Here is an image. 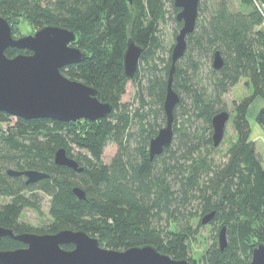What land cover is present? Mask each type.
Masks as SVG:
<instances>
[{
	"label": "trees",
	"instance_id": "1",
	"mask_svg": "<svg viewBox=\"0 0 264 264\" xmlns=\"http://www.w3.org/2000/svg\"><path fill=\"white\" fill-rule=\"evenodd\" d=\"M170 1L176 13V30L181 29L183 22L177 19L179 8L174 0ZM132 2L0 0V13L11 25L13 16L21 15L32 21L34 27L54 24L77 30L78 45L86 52V59L66 66L62 72L70 79L96 87L100 99L113 104L111 114L105 118L68 123L49 118H17L11 126L12 116L0 112V197L7 199L0 203V226L12 228L16 233L38 234L82 229L116 250L151 243L171 257L187 258L191 264H197L189 259L188 248L198 231L190 225L192 214L186 206L212 164L203 157L192 158L189 165L165 162V153L176 158V151L171 150L180 131L176 126L171 145L150 159L149 142L160 129L156 127L160 125L158 119L166 124L163 105L173 48L167 58L160 56L163 44L159 28L166 19L165 1ZM208 3L209 16L199 21L203 6ZM198 11L196 28L188 35L184 56L176 63L173 89L179 96L180 88L185 90L195 115L211 131L212 117L226 110L223 95L242 78H247L246 84L253 88L250 95L234 104L237 142L221 170L214 172L210 190L206 188L202 194L203 214L216 211L213 221L219 220L226 227L228 245L221 250L217 243L213 244L199 264H250L253 248L264 243V162L251 139L248 118L254 100L258 97L264 100V0H200ZM131 36L144 50L138 70L128 78L123 55ZM219 50L224 66L213 70V91L209 94L207 89L198 87L201 57L213 59L214 52ZM6 52L8 56L30 53L15 48ZM131 80L138 81L142 107L150 103L145 100L147 95L159 105L156 110L150 109L145 114L136 110L133 114L129 104L121 102L126 83ZM152 114L153 122L148 119ZM136 117L140 126L133 131ZM254 117L264 128V105ZM4 124L9 126L4 128ZM212 134L213 131L208 138L196 134L197 144L186 150V157L192 156V149L201 151L204 146L213 149ZM189 136L186 132L178 138L187 146ZM113 140L118 151L106 163L105 146ZM58 148L66 149L67 155L76 159L83 170L57 165L54 158ZM159 159L164 162L161 166ZM8 169L39 170L49 176L29 184L24 176L7 173ZM75 186L84 189L86 198H78L73 191ZM42 196L49 198L53 223L40 229L21 223L26 209L41 210ZM164 213L168 219L179 222L176 229H171L169 223L167 229L159 225ZM23 246L9 236L0 241L3 250Z\"/></svg>",
	"mask_w": 264,
	"mask_h": 264
},
{
	"label": "water",
	"instance_id": "2",
	"mask_svg": "<svg viewBox=\"0 0 264 264\" xmlns=\"http://www.w3.org/2000/svg\"><path fill=\"white\" fill-rule=\"evenodd\" d=\"M133 3V0H127ZM200 0H174L179 8L178 21L183 26L175 37L172 49V62L167 83V92L163 105L166 124L149 142V156L153 160L171 145L175 136V108L181 101L178 92L173 89L176 63L187 48V37L197 25ZM80 38L77 30L57 25H45L30 34L16 37L10 22L0 13V112L10 116L33 120L49 118L55 121L71 122L100 120L109 116L113 104L100 99V92L94 86L65 76L62 69L69 65L83 63L86 52L78 45ZM124 52V69L128 78L138 70L144 47L137 44L131 36ZM15 48L30 53L8 56L7 50ZM212 65L215 70L224 66L220 50L214 52ZM230 117L227 110L212 117V142L215 147L222 143ZM57 165L71 167L81 172L76 159L67 155V150L58 148L54 158ZM12 176L23 175L26 183H36L48 178L49 173L39 170L8 169ZM73 191L79 199L86 198L83 188L75 186ZM216 211L202 217L205 225L214 220ZM219 233V246L224 250L227 245V230L223 226ZM21 241L25 246L18 249H0V264H191L187 259H177L161 252L154 244H140L126 250L102 246L97 236L82 229H62L54 233L18 232L12 228L0 226V241L4 237ZM63 245H72L73 249ZM250 264H264V243L253 248Z\"/></svg>",
	"mask_w": 264,
	"mask_h": 264
},
{
	"label": "rangeland",
	"instance_id": "3",
	"mask_svg": "<svg viewBox=\"0 0 264 264\" xmlns=\"http://www.w3.org/2000/svg\"><path fill=\"white\" fill-rule=\"evenodd\" d=\"M165 1V9H166V19L161 23L159 34L161 35L163 49L159 52L160 56L168 57V51L170 48H173L175 45V37L178 34V31L180 29L176 30V23L174 20L175 12L172 8V2L170 0H164ZM209 4V3H208ZM210 6L206 5L203 6L202 12L199 16V21H202V19H206L209 16L210 10H207V8ZM236 7H238V3L235 4ZM13 25L12 30L16 37H20L21 35L30 34L31 32L40 29L39 27H34L32 21L27 19L24 16H13ZM176 33V34H175ZM198 51V50H197ZM212 58L211 57H201V68L199 70L198 74V87L201 86L208 90L209 94L213 91L212 90V82L214 80L213 76V70L214 67L212 65ZM247 78H242V80L234 85L227 93L223 95L225 107L226 110L230 113L229 121L226 126V132L224 135V138L222 140V143L211 149V146L202 147L201 151L192 149L191 153L192 156L186 157V150L191 148L192 146L197 144V139L195 138V135L198 134V136L201 137V135L205 138H208L210 135V129H208V124H205L204 121L201 118H198L195 115V110H193L192 107V100L190 99L189 95L185 92L183 88H180V97L183 99V104L180 105L177 104V107L175 109L176 115H175V123L174 126L178 128L179 134H177V138L179 135L181 136L183 133H188L189 139H187L188 145L185 146L181 143L180 138H175L174 144L171 147L172 151H176V158H170L171 153H165L166 156L165 162L167 164L172 165H178L180 164H187L189 165L191 163L192 158H199L207 159L208 161H211L212 167L211 171L207 174H203L201 184L198 188V190L194 191L192 195V199L190 200V203L186 206V209L190 214H192L190 218V225L192 226L193 230L197 229V233L194 234V236L190 239L188 253H189V259L192 261H196L197 264L201 262L202 257L205 255V252L208 248H210L213 244L217 243L219 245V233L220 229L222 227V222L219 220L209 222L207 224L202 223V217L203 214V198L202 194L207 188V190L210 188V180L214 177V172L221 170V168L224 166V163L228 160V155L230 153V150L233 148L234 144L237 142V132L234 129V116H235V108L234 104L237 101L243 100L245 96H248L252 93L253 88L251 85H247ZM125 93L122 96L121 102L128 103L130 112L134 114L136 110H139L141 114H145V112L149 111L150 109H155L159 107L157 103H152L150 100V97L145 95V100L149 101V104L144 105L142 107L141 101H139V93H138V81L131 80L126 83L125 87ZM248 117L255 116V113L257 110H259V103L258 100L254 101L252 105L250 106ZM165 113V112H164ZM11 126L16 123L17 117L12 116L11 117ZM150 121L153 122L154 114L150 115L148 118ZM160 123L159 126H156L157 129L163 127L165 123ZM132 126V130L134 131L136 128L140 126L139 123V117H136L134 119ZM251 123V120H250ZM252 129L254 137L259 136L262 132V126L260 124H257V121L255 119V122L252 120ZM8 124H4V128H7L9 126ZM252 139V137H251ZM186 140V139H185ZM255 141V140H254ZM256 142V141H255ZM257 144V143H256ZM257 146V145H256ZM105 152L103 154L104 161L106 163L111 162V160L114 158V155L118 151V146L116 142L109 141L107 142L105 146ZM195 147V146H194ZM261 151L259 152V155L261 157L262 162H264V146L260 145ZM163 160L159 159L158 165H163ZM176 175V174H175ZM170 177H174V175H170ZM210 190V189H209ZM5 198L0 197V203L5 202ZM41 210L39 212L33 210L32 208L26 209L22 213V217L20 219L21 223L29 224L30 226L40 229V228H46L51 223H53V218L51 215H49V198L42 196V202H41ZM183 209V206H182ZM185 209V210H186ZM184 210V209H183ZM169 223V227L171 229H176V226H179V222L173 221L171 218L168 219L166 213L163 214V217L161 219V222L159 223L160 226L164 227V229H167V224ZM102 246H105L106 248L109 247L107 244L102 243Z\"/></svg>",
	"mask_w": 264,
	"mask_h": 264
},
{
	"label": "crops",
	"instance_id": "4",
	"mask_svg": "<svg viewBox=\"0 0 264 264\" xmlns=\"http://www.w3.org/2000/svg\"><path fill=\"white\" fill-rule=\"evenodd\" d=\"M256 100H258V103H259V107L261 108V106H263L264 105V100L262 99V98H260V97H258V98H256L254 101H256ZM254 103V102H253ZM259 108V109H260ZM248 118H250V120H251V129H252V126H253V124H252V120L255 122V117L254 116H252V117H248ZM258 124V123H257ZM259 125V124H258ZM261 126V125H260ZM262 133L261 134H259V136H256V137H254V135L252 134L253 133V130L254 129H252V133H251V137H252V140H255L256 141V143H257V148H258V151H260V152H262L261 151V147H260V145H263L264 146V128L262 127Z\"/></svg>",
	"mask_w": 264,
	"mask_h": 264
},
{
	"label": "flooded vegetation",
	"instance_id": "5",
	"mask_svg": "<svg viewBox=\"0 0 264 264\" xmlns=\"http://www.w3.org/2000/svg\"><path fill=\"white\" fill-rule=\"evenodd\" d=\"M20 176H23V175H20ZM24 178H26V177L24 176Z\"/></svg>",
	"mask_w": 264,
	"mask_h": 264
}]
</instances>
